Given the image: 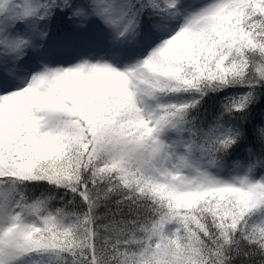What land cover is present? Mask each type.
<instances>
[{
    "label": "snow or ice",
    "instance_id": "1",
    "mask_svg": "<svg viewBox=\"0 0 264 264\" xmlns=\"http://www.w3.org/2000/svg\"><path fill=\"white\" fill-rule=\"evenodd\" d=\"M0 264H264V0H0Z\"/></svg>",
    "mask_w": 264,
    "mask_h": 264
},
{
    "label": "trees",
    "instance_id": "2",
    "mask_svg": "<svg viewBox=\"0 0 264 264\" xmlns=\"http://www.w3.org/2000/svg\"><path fill=\"white\" fill-rule=\"evenodd\" d=\"M257 119H259V116L257 115Z\"/></svg>",
    "mask_w": 264,
    "mask_h": 264
}]
</instances>
